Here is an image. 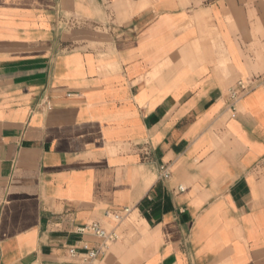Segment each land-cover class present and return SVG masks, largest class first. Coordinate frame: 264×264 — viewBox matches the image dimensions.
<instances>
[{"label": "crops", "instance_id": "0c3cea01", "mask_svg": "<svg viewBox=\"0 0 264 264\" xmlns=\"http://www.w3.org/2000/svg\"><path fill=\"white\" fill-rule=\"evenodd\" d=\"M92 222L95 264H264V0H0V264Z\"/></svg>", "mask_w": 264, "mask_h": 264}, {"label": "built area", "instance_id": "2783aa9c", "mask_svg": "<svg viewBox=\"0 0 264 264\" xmlns=\"http://www.w3.org/2000/svg\"><path fill=\"white\" fill-rule=\"evenodd\" d=\"M259 78H251L248 80L238 81L237 84L230 90V107L236 111V105L244 96L251 93L258 87ZM160 176L162 179L170 177V171L167 166L160 169ZM183 191V188H180ZM132 213V209H124L122 211L110 212L107 215L117 223L124 222ZM80 234H89L100 240V243L91 249H86L81 252L75 247L69 248V254L72 259L78 261V264H95V262L104 256L109 250L110 246L120 240V235L115 229H107L99 222H92L78 229Z\"/></svg>", "mask_w": 264, "mask_h": 264}, {"label": "rangeland", "instance_id": "374dc122", "mask_svg": "<svg viewBox=\"0 0 264 264\" xmlns=\"http://www.w3.org/2000/svg\"><path fill=\"white\" fill-rule=\"evenodd\" d=\"M134 221V220H133ZM129 222H131V221H129Z\"/></svg>", "mask_w": 264, "mask_h": 264}]
</instances>
